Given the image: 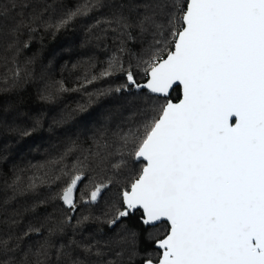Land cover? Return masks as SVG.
Returning <instances> with one entry per match:
<instances>
[{"label":"snow or ice","instance_id":"6c2138e0","mask_svg":"<svg viewBox=\"0 0 264 264\" xmlns=\"http://www.w3.org/2000/svg\"><path fill=\"white\" fill-rule=\"evenodd\" d=\"M97 11L91 37L117 44L107 66L73 89L57 82L45 98L123 75L98 95H132L135 120L100 131L71 166L75 142L26 186L13 180L9 199L31 193L35 202L21 218H0V264H136L142 239L154 252L139 264H264V0H84L55 22L12 0L0 7V35L7 27V47L18 51L25 30L59 31ZM20 79L17 68L11 86ZM53 183L59 190L40 198ZM102 200L103 219L75 215ZM49 204L63 215L48 214ZM130 217L138 228L127 227ZM89 223L115 236L71 238Z\"/></svg>","mask_w":264,"mask_h":264},{"label":"trees","instance_id":"16d2710c","mask_svg":"<svg viewBox=\"0 0 264 264\" xmlns=\"http://www.w3.org/2000/svg\"><path fill=\"white\" fill-rule=\"evenodd\" d=\"M11 2L12 0H2L0 7ZM28 2L42 14L43 20L55 22L67 12L75 10L84 0ZM100 18L99 11L90 16L78 17L59 31L48 29L41 23L36 26L35 31L29 33L25 30L20 35L18 51L8 49V29H3L5 34L0 35V204L6 199L9 202L4 210H0V218L14 215L21 218L26 215L24 209L35 202L31 193L9 199L14 195L9 185L17 176L20 177V184L26 186L29 178L41 176L48 171L47 167L41 166L59 158L75 142L77 151L64 161L71 166L83 158L84 150L93 145L94 138L100 131L107 129L114 132L117 128H127L135 120L133 113L137 102L132 95L127 92L98 95L101 91L123 84V75L100 79L80 91L62 92L51 99L45 98L49 95L50 88L58 87L57 82L73 89L84 82L85 74L89 78L91 75H99L107 66L117 44L111 38L97 41L88 31L95 20ZM25 43L27 47H24ZM128 48L134 54L141 51L138 42H128ZM124 55L127 56V53ZM132 62L134 65V58ZM17 68L21 72V79L12 87V72ZM5 79L9 81L8 84ZM138 79L143 82L142 77ZM4 88L9 90L3 91ZM89 93L93 95L89 97ZM175 95L173 93V97ZM80 106H85L86 110L79 111ZM37 119L42 127L32 130V123ZM25 130L30 131L31 135H21ZM56 174L59 175V172ZM87 184L88 181L85 180L84 185ZM58 190L55 183L41 188L40 198L54 195ZM83 190L82 185L81 191ZM55 203L59 204L58 201ZM46 207L48 214L63 215L52 204ZM106 208V200H102L97 205L81 206L75 215L103 219L102 213ZM125 223L128 228L139 227L136 217H130ZM97 228L103 230L97 232ZM114 236L115 232L104 224L89 223L71 238L82 239L84 242L95 238L103 244ZM140 249L141 256L136 258V264L154 252V247L143 239Z\"/></svg>","mask_w":264,"mask_h":264},{"label":"water","instance_id":"95a60500","mask_svg":"<svg viewBox=\"0 0 264 264\" xmlns=\"http://www.w3.org/2000/svg\"><path fill=\"white\" fill-rule=\"evenodd\" d=\"M133 91H135V90H133Z\"/></svg>","mask_w":264,"mask_h":264}]
</instances>
